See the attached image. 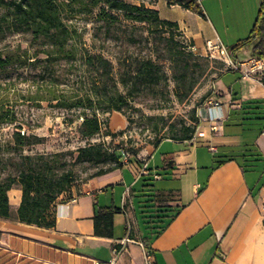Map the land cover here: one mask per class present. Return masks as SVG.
<instances>
[{
  "label": "crops",
  "instance_id": "obj_1",
  "mask_svg": "<svg viewBox=\"0 0 264 264\" xmlns=\"http://www.w3.org/2000/svg\"><path fill=\"white\" fill-rule=\"evenodd\" d=\"M258 2L253 1V10ZM135 3L156 9L161 19L176 22L199 53H203L205 40L220 39L205 16L189 9L166 0ZM246 32L224 34L225 48ZM241 48L233 50L235 59L229 55L233 61L264 58ZM225 72L224 84L221 75L216 81L215 96L223 113L220 128L211 132L203 122L204 136L173 141L188 145L201 139L208 150L209 145L216 147L211 152L220 154L217 159L227 155L234 159L213 170L214 163H208L184 166L180 171L186 161L179 155L181 149L164 150L157 157L169 138L157 146L146 144L137 153L140 164L122 158V166L88 182L79 193L70 188L61 194L52 212L55 223L47 228L16 219L18 197L10 202V217L0 216V264H93L94 260L111 259L113 264H264V74L243 77L241 70L227 65ZM114 117L121 124V117ZM197 158L195 149V164ZM242 163L254 166L243 170ZM108 206L119 209L113 215L112 236H97L94 209ZM166 206L167 214L178 212L160 235L148 239L145 211L155 213ZM125 238L128 240L122 244ZM143 242L151 249L149 262Z\"/></svg>",
  "mask_w": 264,
  "mask_h": 264
},
{
  "label": "rangeland",
  "instance_id": "obj_2",
  "mask_svg": "<svg viewBox=\"0 0 264 264\" xmlns=\"http://www.w3.org/2000/svg\"><path fill=\"white\" fill-rule=\"evenodd\" d=\"M125 1L137 4V0ZM253 1L199 0L205 18L213 24L223 45L224 34L242 35L247 30L240 39L249 34L259 6L258 2L256 10H253ZM95 13L96 9L91 14L78 15L67 21L80 33V40L75 43V59H62L55 65L58 89L67 96L90 93L100 72L86 61V55L100 54L112 66L107 78L112 90L125 97L127 103L121 111L106 113L95 109L103 121L101 129L90 138L82 137L78 131L81 107L67 109L54 105L55 101L36 99L37 84L42 83L39 78L42 70L32 62L36 57L45 56L42 52L45 46L26 32L7 34L0 39L1 54L14 53L21 57L29 54L30 57L27 61L0 69V180L17 174L21 166L20 155L61 152L65 167L72 173L71 188L79 193L88 182L118 168L112 158L114 151L120 152L125 145L129 150L138 151L151 144L161 129L166 138L180 132L185 126L192 125L193 108L217 95L216 81L226 69L224 61L194 50L186 62L175 63L170 59L173 53L170 50L187 51L188 45L192 44L179 31L125 20L120 15L109 26L96 18ZM238 40L226 44V48L230 49ZM243 47L251 50L249 43ZM238 55L243 57L242 50ZM147 59L155 64L157 72V82L152 85L139 84L133 78V71ZM225 74L227 72L222 73L219 79L223 84ZM114 115L121 117V124H117L118 119ZM16 132L29 136L34 142L16 146ZM163 142L157 157L161 151L181 149L179 155L186 161L181 164L180 171L188 165H209L220 155H213L201 139H194L188 145L171 139ZM88 144H100L104 156L100 160L77 159V149ZM195 149L198 150L196 164L193 160ZM129 150H124L122 158L125 161L130 155ZM161 164L159 160L158 165ZM7 194L9 203L13 204L14 199L21 195L19 184L14 183Z\"/></svg>",
  "mask_w": 264,
  "mask_h": 264
},
{
  "label": "trees",
  "instance_id": "obj_3",
  "mask_svg": "<svg viewBox=\"0 0 264 264\" xmlns=\"http://www.w3.org/2000/svg\"><path fill=\"white\" fill-rule=\"evenodd\" d=\"M166 1L168 4H177L204 16L199 0ZM94 9H96V18L104 20L109 26L117 21L120 15L125 20L146 22L169 30L179 31L176 22L161 19L156 9L125 0H0V39L9 33L26 32L31 35L32 39L41 42L45 46L42 49L45 56L43 58L36 57L32 62L34 65H39L42 70L39 73L42 83L37 84L36 99L55 101L54 105L67 109L81 107L80 116L82 119L78 131L84 138H90L101 129L103 121L95 109H100L101 112L121 111L122 106L127 103L125 97L112 90V85L109 84L107 79L112 66L109 60L100 54L86 55V61L100 72L98 81L93 82L90 93L82 96H67L58 89L55 65L62 59H75L77 55L75 43L80 40V33L67 21L78 15L91 14ZM248 43L251 44L252 53L264 56V0H259L256 18L249 34L245 38L239 39L228 49L229 55L233 57V50ZM192 45L193 43L188 45L187 51L177 48L170 50V52H173L170 59L175 63L186 62L188 57L193 55V51L189 48ZM179 47L182 48L183 45H179ZM29 57V54L21 57L14 53L2 55L0 52V69L15 62L27 61ZM233 58L235 59V57ZM154 65L150 59L142 62L133 71V78L136 82L143 85L156 83L155 76L157 72ZM222 73L224 71L220 75ZM87 110L90 111L88 112ZM192 111V125L185 126L180 132L167 138L180 141L192 139L193 132L196 131L199 124L197 107H194ZM163 139H166V137L164 136V130L161 129L157 131L151 144L157 146ZM33 142L29 136L20 132L14 134V143L18 147H23ZM124 150H129L128 145H125L120 152L114 151L112 153V158L117 167L124 164L122 161ZM129 152L130 155L127 158V162L140 164L141 161L137 157L138 151L132 149ZM103 156L104 153L100 144H88L77 149L76 158L100 160ZM20 157L21 166L18 168L17 174L13 176L7 175L0 180V216L10 217V203L7 192L14 183H18L21 195L16 208V219L26 224L46 228L52 227L55 223L52 212L58 198L71 188L73 180L71 170L65 167L66 163L61 158V152L20 155ZM234 157L233 155H227L225 158L223 156L221 159H216L211 169L213 170L224 161L234 159ZM241 157L244 159L245 154H242ZM253 166V163L241 164L243 170L246 167ZM167 209L166 206L157 208L155 213L145 211V213H148L144 215L147 218V228H150L148 239L160 235L178 212V209H176L172 214H167ZM118 210V208L111 206L95 207L93 215L95 235L112 236L113 215ZM152 223H156V225ZM142 244L144 249L151 253L148 243L143 242Z\"/></svg>",
  "mask_w": 264,
  "mask_h": 264
},
{
  "label": "built area",
  "instance_id": "obj_4",
  "mask_svg": "<svg viewBox=\"0 0 264 264\" xmlns=\"http://www.w3.org/2000/svg\"><path fill=\"white\" fill-rule=\"evenodd\" d=\"M192 51L196 48L194 45L189 47ZM203 53L209 55L211 57H217L224 61V63L233 69H239L242 72L243 77L249 76V74L262 73L264 74V58L263 57H250L245 61H233L225 46L218 39H207L203 45ZM219 111V112H218ZM107 113V112H106ZM197 117H198V126L194 133V137L204 136L203 130L200 129V124L205 122L209 131L214 132L220 128V123L223 117V113L220 111V102L216 98L215 95L210 96L205 100L203 104L198 106L197 108ZM210 151H216V147L213 145H209ZM127 157V156H126ZM128 238L122 240V244L124 241H127ZM118 252L117 249H115ZM151 253L146 251L144 252L145 259L149 262L151 260ZM114 260L108 261H99L94 260L93 264H113Z\"/></svg>",
  "mask_w": 264,
  "mask_h": 264
}]
</instances>
